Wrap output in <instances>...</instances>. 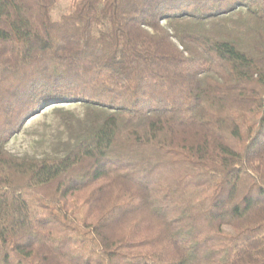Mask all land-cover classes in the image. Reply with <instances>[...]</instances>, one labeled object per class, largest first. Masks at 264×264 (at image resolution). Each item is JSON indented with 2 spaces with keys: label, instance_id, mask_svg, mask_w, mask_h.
<instances>
[{
  "label": "trees",
  "instance_id": "trees-1",
  "mask_svg": "<svg viewBox=\"0 0 264 264\" xmlns=\"http://www.w3.org/2000/svg\"><path fill=\"white\" fill-rule=\"evenodd\" d=\"M61 1L0 0V264H264V0Z\"/></svg>",
  "mask_w": 264,
  "mask_h": 264
},
{
  "label": "rangeland",
  "instance_id": "rangeland-1",
  "mask_svg": "<svg viewBox=\"0 0 264 264\" xmlns=\"http://www.w3.org/2000/svg\"><path fill=\"white\" fill-rule=\"evenodd\" d=\"M70 1L62 0L54 11L60 17L68 10ZM70 112L82 115L83 109L78 104H60L43 108L26 122L22 131L7 144V149L15 155H31L44 157L51 154L53 144L64 139V131L60 125L59 115Z\"/></svg>",
  "mask_w": 264,
  "mask_h": 264
}]
</instances>
